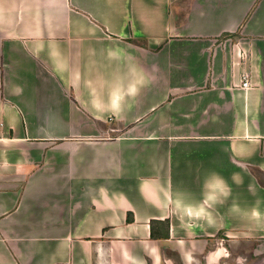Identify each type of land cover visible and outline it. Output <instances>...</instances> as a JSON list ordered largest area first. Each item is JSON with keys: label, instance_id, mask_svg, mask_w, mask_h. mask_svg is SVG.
<instances>
[{"label": "crops", "instance_id": "1", "mask_svg": "<svg viewBox=\"0 0 264 264\" xmlns=\"http://www.w3.org/2000/svg\"><path fill=\"white\" fill-rule=\"evenodd\" d=\"M247 239L264 0H0V264H229Z\"/></svg>", "mask_w": 264, "mask_h": 264}, {"label": "rangeland", "instance_id": "2", "mask_svg": "<svg viewBox=\"0 0 264 264\" xmlns=\"http://www.w3.org/2000/svg\"><path fill=\"white\" fill-rule=\"evenodd\" d=\"M229 264H264V245L259 240L223 241Z\"/></svg>", "mask_w": 264, "mask_h": 264}, {"label": "built area", "instance_id": "3", "mask_svg": "<svg viewBox=\"0 0 264 264\" xmlns=\"http://www.w3.org/2000/svg\"><path fill=\"white\" fill-rule=\"evenodd\" d=\"M246 84H247V82H246V81H244L243 85H246Z\"/></svg>", "mask_w": 264, "mask_h": 264}, {"label": "trees", "instance_id": "4", "mask_svg": "<svg viewBox=\"0 0 264 264\" xmlns=\"http://www.w3.org/2000/svg\"><path fill=\"white\" fill-rule=\"evenodd\" d=\"M145 40H143V42H144ZM144 44V43H143ZM256 174V176H258V174L257 173H255Z\"/></svg>", "mask_w": 264, "mask_h": 264}]
</instances>
